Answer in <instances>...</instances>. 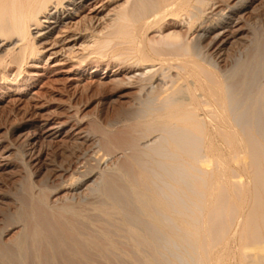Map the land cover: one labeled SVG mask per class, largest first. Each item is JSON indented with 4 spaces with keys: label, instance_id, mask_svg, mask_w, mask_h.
Here are the masks:
<instances>
[{
    "label": "bare ground",
    "instance_id": "1",
    "mask_svg": "<svg viewBox=\"0 0 264 264\" xmlns=\"http://www.w3.org/2000/svg\"><path fill=\"white\" fill-rule=\"evenodd\" d=\"M252 1L0 0V78L41 59L59 30L51 47L81 42V64L122 62L142 92L100 135L76 137L35 200L30 179L0 229V264H264V68H227L224 52ZM33 149L21 153L29 172ZM91 194L103 198L92 216L76 209Z\"/></svg>",
    "mask_w": 264,
    "mask_h": 264
},
{
    "label": "rangeland",
    "instance_id": "2",
    "mask_svg": "<svg viewBox=\"0 0 264 264\" xmlns=\"http://www.w3.org/2000/svg\"><path fill=\"white\" fill-rule=\"evenodd\" d=\"M93 6L87 5L81 17L90 14ZM220 9L222 8L216 11ZM108 10H104L102 14L108 13ZM241 14L242 19L235 21L226 31V37L229 38L224 51L227 54V68H232L238 62L241 69L249 63L255 65V68H264V59L261 58V55L264 56L261 26L264 24V0L252 1ZM81 17L71 22L78 21ZM207 17L211 18V14ZM173 21L165 29L176 26ZM202 21L207 22L205 19ZM71 25L72 23L67 27ZM58 31L51 35L48 49L41 59L31 60L21 70L15 66L8 67L5 70L7 79L0 78V229L12 223L15 225L18 204L21 202L18 197L29 195L25 191L30 186V179L40 182L33 188L34 196L31 195L35 200L42 193L43 181L51 170H56L57 166L72 157L76 137L91 133L100 135L105 124L120 120L123 113L131 108L132 102L142 95L138 84L127 83L130 81L127 77L133 75V69L127 70L126 64L119 62L116 65L113 60L81 64L75 57L76 52L80 56L87 53L81 48V42L72 50H68V46L63 49L61 45L51 47L49 44L55 40ZM151 36L158 37V33H152ZM193 37L194 34L190 33L189 39L192 40ZM257 38H261V42ZM257 49L259 52L254 58ZM136 73L139 72L135 71ZM118 128L120 127L113 131H119ZM32 147L33 157L28 158V161H32L33 165L29 172L21 153L26 148L32 150ZM123 153L124 151L119 150L109 156L108 163L119 162ZM237 168L242 173L243 169ZM243 178L246 179L247 176L244 175ZM53 179L58 182L55 177ZM62 194L63 191L56 196L62 197ZM29 197L30 195L27 198ZM51 199L55 200L56 197ZM102 201L101 196L91 194L87 203L77 204L76 209L92 216L98 212L93 206ZM20 228L11 230L4 239L16 235ZM173 251L174 260L182 263V250L174 248Z\"/></svg>",
    "mask_w": 264,
    "mask_h": 264
}]
</instances>
